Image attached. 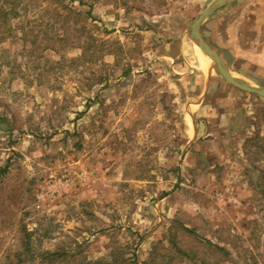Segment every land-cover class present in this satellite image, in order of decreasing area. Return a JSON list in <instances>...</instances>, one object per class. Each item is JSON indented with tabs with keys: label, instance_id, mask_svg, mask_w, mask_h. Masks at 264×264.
Segmentation results:
<instances>
[{
	"label": "rangeland",
	"instance_id": "obj_1",
	"mask_svg": "<svg viewBox=\"0 0 264 264\" xmlns=\"http://www.w3.org/2000/svg\"><path fill=\"white\" fill-rule=\"evenodd\" d=\"M212 1L0 0V264H264V97L202 66ZM201 32L264 88V0Z\"/></svg>",
	"mask_w": 264,
	"mask_h": 264
},
{
	"label": "water",
	"instance_id": "obj_2",
	"mask_svg": "<svg viewBox=\"0 0 264 264\" xmlns=\"http://www.w3.org/2000/svg\"><path fill=\"white\" fill-rule=\"evenodd\" d=\"M232 1L234 0H213L189 27L188 35L195 45L212 60L213 68L222 79L230 82L241 90L264 97V88L250 83L235 74L233 70L222 60L220 55L207 44L202 35L201 28L203 23L211 17L215 11Z\"/></svg>",
	"mask_w": 264,
	"mask_h": 264
},
{
	"label": "trees",
	"instance_id": "obj_3",
	"mask_svg": "<svg viewBox=\"0 0 264 264\" xmlns=\"http://www.w3.org/2000/svg\"><path fill=\"white\" fill-rule=\"evenodd\" d=\"M10 14L7 9L4 7L0 8V39H5L4 32L6 31V25L10 24ZM8 170V167H4L0 169V177L4 175ZM223 250V249H222ZM67 251L60 250H45V263L49 261V263H54L60 259H66L68 257ZM73 256V255H72ZM89 264H109L107 261L103 260H95L89 261ZM131 264V263H130Z\"/></svg>",
	"mask_w": 264,
	"mask_h": 264
},
{
	"label": "bare ground",
	"instance_id": "obj_4",
	"mask_svg": "<svg viewBox=\"0 0 264 264\" xmlns=\"http://www.w3.org/2000/svg\"><path fill=\"white\" fill-rule=\"evenodd\" d=\"M198 54H199V56H200V59H201V63H202V66L204 67V68H206V69H208V67H209V64H210V60H208L203 54H202V52H201V50L198 48ZM213 63V62H212ZM201 66V67H202ZM203 68V69H204ZM212 68V67H211Z\"/></svg>",
	"mask_w": 264,
	"mask_h": 264
}]
</instances>
